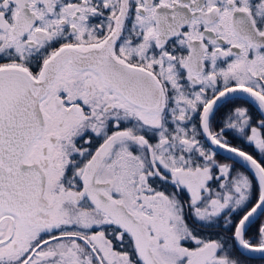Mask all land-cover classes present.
<instances>
[{
  "label": "flooded vegetation",
  "instance_id": "flooded-vegetation-1",
  "mask_svg": "<svg viewBox=\"0 0 264 264\" xmlns=\"http://www.w3.org/2000/svg\"><path fill=\"white\" fill-rule=\"evenodd\" d=\"M51 60L64 218L29 235L0 204V264H264L258 180L204 137L264 173V0H0V73ZM235 88L259 105L203 113Z\"/></svg>",
  "mask_w": 264,
  "mask_h": 264
},
{
  "label": "water",
  "instance_id": "water-1",
  "mask_svg": "<svg viewBox=\"0 0 264 264\" xmlns=\"http://www.w3.org/2000/svg\"><path fill=\"white\" fill-rule=\"evenodd\" d=\"M54 68L51 60L37 77L14 72L0 73V204L3 210H10L20 218L23 216L24 227L28 225L30 229L29 235L36 230L50 229L55 224L53 218L61 216L58 215L59 201L55 194L60 176L52 169L47 156L56 143L55 134L49 129L52 122L56 126L59 120L48 117L44 105L54 93ZM234 94L252 99L259 105L257 96L250 90L227 89L211 100L203 113L210 114L224 97ZM204 137L212 148L238 161L258 180L260 199L240 221L241 226L246 225L261 209L264 173L254 159L237 150L221 149L209 134L205 133ZM27 151L29 161L26 163L24 156ZM38 154H44V163L38 161Z\"/></svg>",
  "mask_w": 264,
  "mask_h": 264
},
{
  "label": "rangeland",
  "instance_id": "rangeland-1",
  "mask_svg": "<svg viewBox=\"0 0 264 264\" xmlns=\"http://www.w3.org/2000/svg\"><path fill=\"white\" fill-rule=\"evenodd\" d=\"M58 74V73H57ZM56 74V75H57ZM59 75V74H58ZM54 84H55V80H54ZM80 214H82L81 212H79V211H77L76 213H75V215L74 214H72V215H68V216H65V218H66V220L67 219H69V218H72L73 219V217H78V215H80ZM64 218V216H57L56 218H53V220H54V223L56 224V222H58L59 220H62ZM97 219V220H96ZM96 219H94L93 221L94 222H96V223H98L99 222V220H101L100 219V217H97Z\"/></svg>",
  "mask_w": 264,
  "mask_h": 264
}]
</instances>
